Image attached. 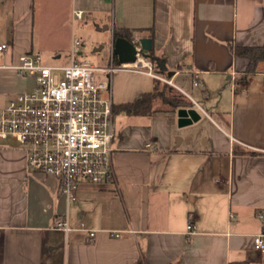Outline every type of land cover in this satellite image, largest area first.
<instances>
[{
    "label": "crops",
    "instance_id": "crops-1",
    "mask_svg": "<svg viewBox=\"0 0 264 264\" xmlns=\"http://www.w3.org/2000/svg\"><path fill=\"white\" fill-rule=\"evenodd\" d=\"M35 1L0 0V46L9 45L0 51V110L34 86L8 66L45 48L35 40ZM72 1V12H85L80 21L87 12L112 35V47L119 30L134 32V42L154 32L149 60L163 80L99 72L113 108L156 81L192 106L113 110L114 179L82 183L70 202L56 177L28 169L17 142L0 140V264H264L254 247L264 213V67L246 74L248 61L235 54L264 45V0ZM114 56L99 67L119 63ZM180 109L200 119L180 126ZM66 217L68 232L57 228Z\"/></svg>",
    "mask_w": 264,
    "mask_h": 264
},
{
    "label": "built area",
    "instance_id": "built-area-1",
    "mask_svg": "<svg viewBox=\"0 0 264 264\" xmlns=\"http://www.w3.org/2000/svg\"><path fill=\"white\" fill-rule=\"evenodd\" d=\"M73 13L77 20H82L85 12L75 9ZM80 46L75 39L72 61L66 65H48L39 53L19 56L17 62L8 67L32 78L34 86L12 98L0 110V140L12 139L24 149L30 171L56 177L67 202L76 198L82 183L100 185L113 180L115 175L113 104L104 95L110 90V83L99 79L97 74L132 71L163 80L139 46L136 62H119L109 69L89 61L77 62L75 54ZM8 49L9 45L0 46V51ZM199 84L195 75L194 85ZM258 217L263 227L254 238V247L264 254V213L260 212ZM57 228L70 230L67 217ZM188 231L194 232L193 224L188 225ZM95 235V231L90 232L92 239Z\"/></svg>",
    "mask_w": 264,
    "mask_h": 264
},
{
    "label": "rangeland",
    "instance_id": "rangeland-1",
    "mask_svg": "<svg viewBox=\"0 0 264 264\" xmlns=\"http://www.w3.org/2000/svg\"><path fill=\"white\" fill-rule=\"evenodd\" d=\"M72 9V0L35 1V40L38 43L39 40L45 39V48L40 50L43 61L48 65L70 63L72 61L71 45L73 38H75L81 43L80 51L75 54L77 62L89 61L95 66L110 64L112 35L108 31L102 30L99 27L100 24L87 12L83 21L77 20L75 17L73 19ZM51 47L58 48L57 53L61 55V61L54 59L55 53L51 51ZM163 88L160 86V89ZM168 95L176 96L177 93H169ZM168 106L163 99L156 103L157 109L168 108Z\"/></svg>",
    "mask_w": 264,
    "mask_h": 264
},
{
    "label": "trees",
    "instance_id": "trees-1",
    "mask_svg": "<svg viewBox=\"0 0 264 264\" xmlns=\"http://www.w3.org/2000/svg\"><path fill=\"white\" fill-rule=\"evenodd\" d=\"M151 38L154 36L153 30H150ZM115 37H124L130 41L134 40V32L128 30H119L115 33ZM235 54L248 61L246 67V74H254L264 67V45L255 47L237 46L235 47ZM152 58L154 57L153 50L151 52ZM154 59V58H153ZM116 61V56H114ZM160 86L164 87L160 89ZM171 89L167 86H163L159 81H156L153 92L144 94L139 99L132 103L121 104L114 106V112H125L128 115H150L156 113L159 109L156 107V103L159 100L171 102V109L175 111L178 108L191 107L192 103L187 100L184 96L176 95L169 96ZM235 153H238L237 149H234ZM255 155V153H251Z\"/></svg>",
    "mask_w": 264,
    "mask_h": 264
},
{
    "label": "water",
    "instance_id": "water-1",
    "mask_svg": "<svg viewBox=\"0 0 264 264\" xmlns=\"http://www.w3.org/2000/svg\"><path fill=\"white\" fill-rule=\"evenodd\" d=\"M137 46L141 48L142 55L149 59L153 50L151 38H140L138 42L130 41L124 37H117L112 47L113 55L117 56L120 63H134L137 60ZM179 125L186 126L200 119V114L195 109H180L178 111Z\"/></svg>",
    "mask_w": 264,
    "mask_h": 264
}]
</instances>
